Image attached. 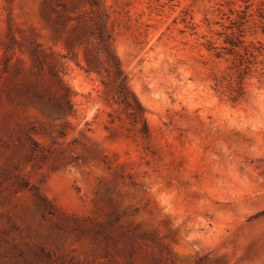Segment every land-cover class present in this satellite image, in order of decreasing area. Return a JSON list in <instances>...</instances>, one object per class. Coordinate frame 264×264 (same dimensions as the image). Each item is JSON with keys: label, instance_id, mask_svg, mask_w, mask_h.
<instances>
[{"label": "rangeland", "instance_id": "374dc122", "mask_svg": "<svg viewBox=\"0 0 264 264\" xmlns=\"http://www.w3.org/2000/svg\"><path fill=\"white\" fill-rule=\"evenodd\" d=\"M263 11L0 0V264H264ZM100 17L149 139L106 69L86 72ZM228 36L243 47L230 53Z\"/></svg>", "mask_w": 264, "mask_h": 264}, {"label": "trees", "instance_id": "16d2710c", "mask_svg": "<svg viewBox=\"0 0 264 264\" xmlns=\"http://www.w3.org/2000/svg\"><path fill=\"white\" fill-rule=\"evenodd\" d=\"M98 5V4H97ZM251 7L248 6L247 9ZM263 10V9H262ZM264 12V11H263ZM244 19V18H242ZM242 23L239 25V28L242 27ZM242 32V31H241ZM94 37L97 39L98 46H99V53L95 57V68L89 66L86 68V72L92 71V69H100L105 68L106 71L112 76L114 83L116 84L115 87V94H114V103L120 106L126 117L130 120V122L139 128V132L144 139H149L150 131L147 122V110L135 91L131 86V80L129 75L125 72L122 61L113 44L112 36L107 32L106 29V22L105 19L100 17L96 31L94 32ZM225 44L228 46L227 50L230 53L235 52L237 49H240L244 45V41L238 37H230L228 36L225 40ZM219 57L220 53H216ZM249 64L250 61L241 62L238 70V82L236 90H233L232 100L234 102H238L243 98L244 91H243V83L246 76L249 73V66H244V64ZM59 78V77H58ZM66 95H71L72 91L64 87ZM66 109L71 111L73 109V104L71 101H66ZM59 114L65 111V108H60Z\"/></svg>", "mask_w": 264, "mask_h": 264}]
</instances>
